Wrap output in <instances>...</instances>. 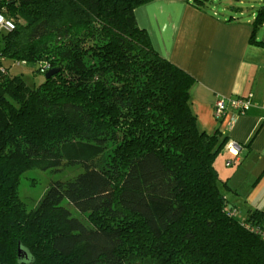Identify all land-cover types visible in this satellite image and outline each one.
Masks as SVG:
<instances>
[{"label": "trees", "instance_id": "obj_1", "mask_svg": "<svg viewBox=\"0 0 264 264\" xmlns=\"http://www.w3.org/2000/svg\"><path fill=\"white\" fill-rule=\"evenodd\" d=\"M150 1L0 0L16 23L0 31V264H264V213L223 192L229 137L200 127L196 78L138 24ZM7 60L56 72L29 84ZM66 164L83 170L28 208L25 174Z\"/></svg>", "mask_w": 264, "mask_h": 264}, {"label": "crops", "instance_id": "obj_2", "mask_svg": "<svg viewBox=\"0 0 264 264\" xmlns=\"http://www.w3.org/2000/svg\"><path fill=\"white\" fill-rule=\"evenodd\" d=\"M135 15L153 47L196 78L192 108L200 127L229 137L215 161L227 199L241 216L264 213V46L250 41L254 20L221 18L191 0L150 1ZM250 94L255 105L245 114L230 107L215 116L218 99Z\"/></svg>", "mask_w": 264, "mask_h": 264}, {"label": "rangeland", "instance_id": "obj_3", "mask_svg": "<svg viewBox=\"0 0 264 264\" xmlns=\"http://www.w3.org/2000/svg\"><path fill=\"white\" fill-rule=\"evenodd\" d=\"M195 0H192L193 2ZM261 5H264L263 0H215L212 3H207L205 8L218 15L221 18L236 16L244 20H254L255 14ZM257 35L259 39L264 38V25L258 27ZM6 65L10 66V72L13 74H22L29 84H39L45 79V74L33 72L29 65L17 64L7 60ZM83 170L80 165H64L59 170H40L31 169L22 178L19 193L25 201L28 208H33L41 196L44 194L49 184L53 180H68ZM65 205L71 210L72 214L83 220L84 223H89V216L78 211L73 205L64 201Z\"/></svg>", "mask_w": 264, "mask_h": 264}, {"label": "built area", "instance_id": "obj_4", "mask_svg": "<svg viewBox=\"0 0 264 264\" xmlns=\"http://www.w3.org/2000/svg\"><path fill=\"white\" fill-rule=\"evenodd\" d=\"M15 27V21L0 10V31H12L13 29H15ZM18 64H25V61L18 62ZM254 105L255 103L253 101V94H250L247 97L235 96L229 98H221L218 99L215 103L214 113L217 118H222L231 107L235 109L239 114H245ZM238 148L239 145L237 143H233L231 149L235 154L238 153ZM230 163L231 161H228L227 164Z\"/></svg>", "mask_w": 264, "mask_h": 264}, {"label": "water", "instance_id": "obj_5", "mask_svg": "<svg viewBox=\"0 0 264 264\" xmlns=\"http://www.w3.org/2000/svg\"><path fill=\"white\" fill-rule=\"evenodd\" d=\"M55 72H56V69H51V70H49V71L46 73L45 76L48 78V77H50L51 75H53Z\"/></svg>", "mask_w": 264, "mask_h": 264}]
</instances>
